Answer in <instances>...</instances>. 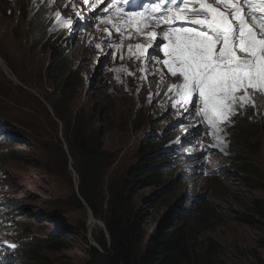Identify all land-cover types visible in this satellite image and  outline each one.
<instances>
[{
    "label": "rangeland",
    "instance_id": "rangeland-1",
    "mask_svg": "<svg viewBox=\"0 0 264 264\" xmlns=\"http://www.w3.org/2000/svg\"><path fill=\"white\" fill-rule=\"evenodd\" d=\"M2 1L0 0V53L11 64L9 68L6 67L12 79L7 77L0 68V126L9 123L10 127L18 133L15 142L20 144V147L14 149L22 151L23 158L16 160L5 158L4 149L9 146L1 139L3 142H0V204L6 199H12L19 201L18 204L24 210H29L28 213L32 218L28 221H31V232L36 237L50 236L57 223L52 216L60 215L63 219L61 224L67 226L64 238L68 242V247L60 252L44 250L41 253L45 254L46 263L49 264H58L61 255L68 256L74 264H82L86 261L82 252L87 246L84 245L83 236L78 230H74L76 228L73 225L84 220L87 226L85 243L88 242L97 249L99 248L95 241L99 239L100 233L104 232V226L95 218L96 224L91 226L89 219L92 216L85 204L84 209L81 210L73 203L69 205L61 203L63 199L77 191L79 175L72 166L71 154H68L70 165L67 171L59 168L56 174H51L45 168L47 164L52 168L59 165L61 153L58 147L64 149V145L60 146V142L64 140L61 123L52 117L46 106L47 103L42 102L44 97L56 94L46 72L50 48L53 47L55 50L56 44L49 39L45 49L41 47L42 43L34 46L32 40L34 31L28 28V19L21 18L17 5H13V18H4L2 10L5 8L1 4ZM104 5L106 6V1ZM56 12H60V16L67 14L62 5L56 8L55 14ZM31 14L32 11L27 10V17ZM55 21L59 23L56 15ZM16 25L18 30L15 29ZM75 40L76 38L73 39L74 47H77ZM45 41L46 39L43 38V42ZM145 42L146 38L138 36L131 51L130 48L125 49L115 57H105L103 62L100 60L102 63L99 73L94 72L95 67L91 68L92 61H89L87 49L83 45L79 50H73L70 55L71 61H75L73 64L83 60L79 63L80 66L84 64L86 70L90 71L89 74L94 75L97 83L95 82L94 88L88 91L93 97L86 96L85 86L74 90L73 102L67 117L71 116L74 119L75 114L84 108L86 116L90 119V125L96 131H102L100 118L113 115L114 119V128L108 132L103 129L99 140L103 150L114 154L115 157L113 164L107 168L103 187L100 188V192L105 196L107 183L110 180H116L120 176L119 171L126 172L129 166L139 167L145 155L155 153L148 151L145 154L146 150L142 142L148 132L156 133L164 129V125L158 120L156 128L150 129V121L162 113L156 108L152 110V115L145 112L140 116L139 130L134 131L128 124L125 127L130 112L135 111L137 106L136 97L127 86V76L135 71L128 72V68L134 69L138 59L142 61L138 58L136 46H143ZM107 68L113 78V84L110 83L108 87L113 106L108 100L99 96L104 83L103 72ZM152 78H158V76ZM13 79H17L18 82ZM19 84H24L26 89ZM53 99L57 101L58 95ZM177 108H180L179 105ZM147 115L150 119L145 118ZM168 120L171 121V118ZM194 121L192 127L206 139L212 172L204 171L196 176L192 188L185 186V180L179 182L176 185L179 189L175 192V196H182V200H189V194L192 191L197 197L201 196V209L206 208V210L202 220L204 228L199 227V236L202 237L205 248L210 241L216 244L213 249L216 255L214 259L218 258L221 264H254L253 253L264 255V230L262 229L264 223L250 208L252 200L264 198V188L253 189L248 186L246 179L256 177L248 175L246 170L239 167L243 165L239 164L236 167L231 163L230 156L242 150L247 163H253L260 168L264 167V112L257 107L247 106L242 113L238 112L231 118L230 125L222 126L224 131L219 135L226 144L223 151L219 147L211 146L215 142L214 138L208 134L207 126L200 122V118L196 117ZM241 121L243 123H240ZM244 145L246 147H243ZM239 155L242 156L241 153ZM30 159L39 162L42 168L27 165ZM176 177L177 175L171 172L163 177V181L168 185ZM163 187L148 184L136 188L132 212L141 210L138 214L142 226L148 225L149 219L146 213L151 211L148 209L145 212V203L156 199ZM173 194L174 191H172ZM79 198L81 201V197ZM102 209L106 214V207ZM163 216L164 213H156L155 219L159 222ZM252 219L255 222H252ZM148 229L150 233V228ZM148 233L142 234L139 247L146 243ZM20 234L18 231L14 233L16 236Z\"/></svg>",
    "mask_w": 264,
    "mask_h": 264
},
{
    "label": "trees",
    "instance_id": "trees-1",
    "mask_svg": "<svg viewBox=\"0 0 264 264\" xmlns=\"http://www.w3.org/2000/svg\"><path fill=\"white\" fill-rule=\"evenodd\" d=\"M3 3L5 8L2 10L4 18H13L12 4L17 5L21 18H27L28 28H32L34 31L33 45L42 43L41 47L45 49L49 38L46 35L44 19L37 12V9L27 17V0H13V2L3 0ZM15 29L18 30L17 25ZM43 38L46 39L45 42H43ZM49 45L53 46L52 44ZM70 55L71 52H65L58 46L55 47V50H53V47L50 48L46 72L56 94L44 97V99L47 104H50L54 116L61 123L67 153L71 154L72 166L79 175L77 191L70 194L68 198L63 199L61 203L63 205L73 203L81 210L84 209L85 204L92 217L100 220L104 226V232H101L99 239L95 241L99 248L97 249L90 243H85L86 238L84 236L87 233L85 221L73 225L76 228L74 230H78L83 236L84 245L87 246L82 252L86 260L82 264H221L218 258L214 259L216 255L213 249H215L216 244L210 241L205 248L202 237L199 236V227L204 228L202 220L205 217L206 208L201 209V201L198 199L191 203V207L194 205L193 209H189L187 203H183L181 200L175 201L177 198L175 192L179 189L175 185L176 182L171 180L166 185L163 181V177L167 173L163 165L166 161L164 154L145 155L139 167L131 168L129 166L127 167L129 170L126 172L119 171L120 176L116 180H110L111 182L107 183L106 196L100 192V188L103 187L105 181L107 168L113 164L115 157L114 154L103 150L99 140L103 129L108 132L114 128V119L113 115L103 116L100 118L102 131H96L90 125V119L86 116L84 108H81L80 112L75 114L74 119L71 116L67 117L73 102V92L82 86L80 70H78L79 65L73 64L74 61H71ZM0 56L9 67L11 64L5 56L1 53ZM110 80L111 77H104L103 89L99 96L106 99V101L108 100L110 105L113 106L108 90ZM130 84L129 87L131 85L134 87V84ZM86 94V96L93 97L92 93L88 91ZM57 95L58 99L55 101L53 98ZM148 111L146 104L142 101L140 107L134 113L133 111L130 112L125 127L128 124L134 131L139 130V118L145 112L149 114ZM145 118L150 119L149 115ZM9 130L14 131L12 127H9ZM0 136L5 138L4 133H0ZM168 140V138L156 139L153 135H146L142 142L144 150H146L145 154L148 151L156 152L160 150ZM61 144L60 142V146ZM58 150L61 153L60 164L54 168L49 164L45 165L48 173L56 174L59 168H63L64 171L68 170L67 154L61 147H58ZM8 153L11 154V159L23 158L22 154L4 149V156L7 159H9ZM233 161L237 165H243H239V167L244 171L246 170L248 175L256 177L246 179L248 186L253 189L264 188V167L260 168L254 166L253 163H247L244 154L240 156L239 153L235 155ZM27 165L42 168V165L34 159L28 160ZM148 184L166 186L163 187V191L158 194L156 199L145 203V212L148 209H151V211L146 213L149 219L148 225L142 226L138 214L141 210H136L133 213L132 203L136 196V188ZM172 191H174L173 195ZM192 196H194L193 193ZM79 197H81V201ZM172 201L175 202L172 203ZM17 203L13 201L7 204L3 207L1 213L9 214L13 220H16L20 213H24L28 214L27 217L30 219L29 210H24ZM104 206L106 207V214L103 213L102 208ZM251 206L250 210L264 223V198L252 200ZM156 213H164L159 222L155 219ZM52 217L57 222L56 234L49 237L28 236L26 242L22 244L21 264H42L43 262L49 264L46 263L47 258L41 251L60 252L68 247V242L64 238L67 226L58 224L63 220L60 215L53 214ZM2 221V225L9 223L8 218H3ZM252 222H255V220L252 219ZM18 225L20 229L32 234L31 221L19 222ZM148 228H150V233H148ZM262 229L264 230V225ZM144 232L148 233V239L142 247H139L140 238ZM4 256L8 257L7 254ZM252 257L254 264H264V255L255 252ZM58 264L74 263L68 256L63 257L61 255Z\"/></svg>",
    "mask_w": 264,
    "mask_h": 264
},
{
    "label": "snow or ice",
    "instance_id": "snow-or-ice-1",
    "mask_svg": "<svg viewBox=\"0 0 264 264\" xmlns=\"http://www.w3.org/2000/svg\"><path fill=\"white\" fill-rule=\"evenodd\" d=\"M83 2L94 7L89 0ZM133 3L106 0L104 11L120 18L125 27L136 24L137 35L149 41L136 46L138 58L155 61L171 77H179L165 93H172V107L179 105L185 118L199 117L214 138L211 146L223 151L222 126L230 125L247 106L256 108L257 98L264 99V0H153L135 7ZM55 15L60 21V12ZM77 16V24L81 18L85 21L82 27H90L88 21L97 18L95 13L84 16L83 11ZM152 23L159 31L146 32ZM116 30L121 31L120 25Z\"/></svg>",
    "mask_w": 264,
    "mask_h": 264
},
{
    "label": "bare ground",
    "instance_id": "bare-ground-1",
    "mask_svg": "<svg viewBox=\"0 0 264 264\" xmlns=\"http://www.w3.org/2000/svg\"><path fill=\"white\" fill-rule=\"evenodd\" d=\"M72 21H76V19L74 18ZM73 27V29L75 28V31H71V30H69V29H65L66 31H68L70 34H71V36L74 34L73 32H81V30L79 29V27H74V26H72ZM77 28V29H76ZM73 38V37H72ZM71 38V39H72ZM82 62H83V60H82ZM3 65H5V62H2L1 63V66L3 67ZM3 73H4V70H3ZM6 76L7 77H9L10 79H12V75L11 74H6ZM5 79H6V77H5ZM13 80H15L16 82H18V80L17 79H13ZM52 84V83H51ZM128 84H130V81H128ZM53 86V85H52ZM131 87V86H130ZM132 89V88H131ZM37 96V95H36ZM38 98V97H37ZM39 100L41 101V99L39 98ZM42 102L43 103H45L46 104V101H45V99L43 98L42 99ZM46 106H47V108H48V110L51 112V115H52V117H54L55 118V120H57L56 119V117L54 116V114H53V112H52V109H51V106H50V104H46ZM57 122H59L58 120H57ZM5 134V133H4ZM185 170V169H184ZM182 178H185V179H182ZM183 180H185V184H188L189 182H190V180H191V178L190 179H187L186 177H180V181L182 182ZM183 203H187V205H188V207H189V209H191V201H189V202H183ZM90 221V224H91V226L93 225V224H96L95 223V220L94 221H92L91 219L89 220ZM56 233V232H55Z\"/></svg>",
    "mask_w": 264,
    "mask_h": 264
},
{
    "label": "water",
    "instance_id": "water-1",
    "mask_svg": "<svg viewBox=\"0 0 264 264\" xmlns=\"http://www.w3.org/2000/svg\"><path fill=\"white\" fill-rule=\"evenodd\" d=\"M3 61H2V59H0V68H3L2 66H1V63H2ZM64 149H65V151H66V147H64ZM69 163H70V159H69Z\"/></svg>",
    "mask_w": 264,
    "mask_h": 264
},
{
    "label": "clouds",
    "instance_id": "clouds-1",
    "mask_svg": "<svg viewBox=\"0 0 264 264\" xmlns=\"http://www.w3.org/2000/svg\"><path fill=\"white\" fill-rule=\"evenodd\" d=\"M185 186H186V185H185ZM193 194H194V192H193ZM194 196L197 197V196H196V193L194 194ZM184 202H185V201H184Z\"/></svg>",
    "mask_w": 264,
    "mask_h": 264
}]
</instances>
